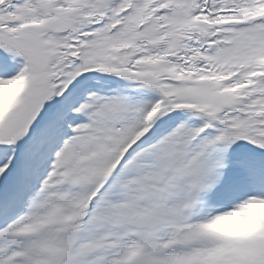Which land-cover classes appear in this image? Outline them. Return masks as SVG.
I'll use <instances>...</instances> for the list:
<instances>
[{"label":"snow or ice","instance_id":"obj_1","mask_svg":"<svg viewBox=\"0 0 264 264\" xmlns=\"http://www.w3.org/2000/svg\"><path fill=\"white\" fill-rule=\"evenodd\" d=\"M0 264H264V0H0Z\"/></svg>","mask_w":264,"mask_h":264}]
</instances>
